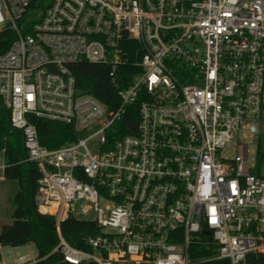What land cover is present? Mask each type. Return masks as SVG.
<instances>
[{
    "label": "built area",
    "instance_id": "obj_1",
    "mask_svg": "<svg viewBox=\"0 0 264 264\" xmlns=\"http://www.w3.org/2000/svg\"><path fill=\"white\" fill-rule=\"evenodd\" d=\"M32 1L0 0V34L11 38L0 99L39 171L35 204L54 217L58 241L43 258L10 264L52 255L62 264H247L264 255V177L248 157L264 126V0H50L38 11ZM78 62L108 68L117 109L77 91ZM140 97L136 133L108 145L106 130ZM29 116L100 128L47 149ZM3 170L1 151L0 180ZM67 216L98 227L86 249L61 236ZM192 245L213 254L191 259Z\"/></svg>",
    "mask_w": 264,
    "mask_h": 264
},
{
    "label": "trees",
    "instance_id": "obj_2",
    "mask_svg": "<svg viewBox=\"0 0 264 264\" xmlns=\"http://www.w3.org/2000/svg\"><path fill=\"white\" fill-rule=\"evenodd\" d=\"M50 0H33L30 9L44 10ZM11 40L6 34H0V53L6 50ZM75 79V87L79 93L88 94L99 100L106 111L115 110L120 102L117 89L111 82L109 70L105 66L78 62L71 68ZM127 84V82H126ZM137 102L124 111L120 119L115 121L106 130L108 145L114 141L136 133L138 123ZM34 125L38 142L47 149H57L67 143L76 141L79 132L72 126L28 117ZM22 133L11 127L8 109L4 107L0 99V152L4 160L3 179L17 183L16 192L12 198L13 210L11 223L0 227V246L19 247L32 244L37 252V258L45 257L54 246L58 238L55 230L54 217L39 214L35 204V195L39 189L40 174L36 165L27 159L23 146ZM264 162V151L258 150L256 156V170ZM61 236L73 247L86 249L83 239L87 236L98 234L99 229L93 221L67 216L59 224ZM201 240L208 237L200 234ZM213 254L210 248L203 245H192L189 249L191 259L208 257ZM37 264H62L58 256H48ZM204 264H226L225 262L211 261ZM247 264H264V255H249Z\"/></svg>",
    "mask_w": 264,
    "mask_h": 264
},
{
    "label": "rangeland",
    "instance_id": "obj_3",
    "mask_svg": "<svg viewBox=\"0 0 264 264\" xmlns=\"http://www.w3.org/2000/svg\"><path fill=\"white\" fill-rule=\"evenodd\" d=\"M264 99V95H263ZM264 102V100H263ZM262 122H264V110L260 116ZM100 126L91 125L88 129H84L79 132V137L81 139L87 138L92 135ZM95 139L91 138V140L87 143L89 148H92ZM258 150L264 151V126L260 129V140L254 145L249 147V163L251 165H256V156ZM255 173L259 176L264 177V162L255 170ZM17 183L15 181L10 180H0V227L2 225H7L11 223V212L13 210L12 198L14 193L16 192ZM0 255L5 264H10L12 260L21 255H29L32 258L37 257V252L35 247L32 244H27L19 247H9V246H1Z\"/></svg>",
    "mask_w": 264,
    "mask_h": 264
}]
</instances>
